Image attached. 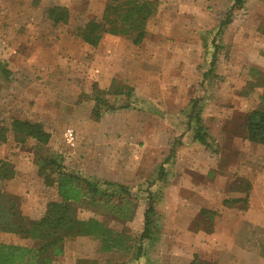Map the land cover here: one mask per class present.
<instances>
[{"label":"rangeland","instance_id":"374dc122","mask_svg":"<svg viewBox=\"0 0 264 264\" xmlns=\"http://www.w3.org/2000/svg\"><path fill=\"white\" fill-rule=\"evenodd\" d=\"M90 1L89 5L83 0H22L29 4L20 6L17 0H0V125L9 123L11 117L27 118L40 121L52 132L50 143L38 150L33 140L21 145L7 133L8 141L1 147L0 156L7 155L6 159L28 176L36 175L38 155L58 156L69 171L128 186L134 193L127 199L130 217H120V213L99 204L86 210L85 216H95L138 238L143 230L149 185L157 181L159 165L182 135L178 158L180 147L186 144L185 135L190 132L186 125L190 101L198 100V109L204 124L207 120L218 152L191 142L184 146L183 153L194 154L197 159L186 166L191 165L196 172L217 167L225 200L244 198L247 191L238 180L251 182L254 176L256 184L257 213L245 226L253 225L246 232L261 242L251 243V251L244 256L237 249L238 256L231 253L223 259L226 264H264V146L245 142L242 130L243 118L261 104L264 95V73L243 60L247 46L244 39L249 41L253 31L264 25V15L255 13V5L248 0L246 7L234 11L232 25L218 36L216 31L233 0H156L158 10L141 44H134L127 36L107 34L102 43L104 51L99 53L72 32L89 18H102L104 0ZM53 5L71 10L68 25L54 27L47 18L46 9ZM216 46L215 75L204 77ZM114 80L132 86L133 96L104 93ZM97 90L102 91V98L119 107L98 120L92 115ZM68 129L75 133L74 144L67 141ZM192 139L191 132L188 141ZM168 169L167 179L151 187L157 199L161 198L160 204L174 188V164ZM195 179L198 177L192 181ZM8 183L0 179V189L5 193L10 189ZM104 189L112 194L114 204L122 200L115 187ZM51 191H45L46 198L51 197ZM24 197L22 205L26 204ZM172 199L173 206L164 207L158 202L161 238L152 247L146 245L149 253L145 264H219L218 259L193 254L189 248L195 233L186 224L200 205L185 203L190 219H184L178 209L179 197ZM233 205L229 207L233 214L244 211L240 210L242 202ZM32 206L43 211L41 203ZM226 211L217 221L218 226L214 224L220 236L234 235L236 229L225 226L229 218ZM67 251L71 259L90 257L98 259L99 264H144L133 260L132 252H102L95 239H74Z\"/></svg>","mask_w":264,"mask_h":264},{"label":"trees","instance_id":"16d2710c","mask_svg":"<svg viewBox=\"0 0 264 264\" xmlns=\"http://www.w3.org/2000/svg\"><path fill=\"white\" fill-rule=\"evenodd\" d=\"M245 2L246 0H233V4L226 12L225 19L221 21L216 35L224 34L232 23L234 11L242 8ZM157 10L156 0H110L101 19L89 18L84 24L74 27L72 32L92 47H97L107 34L127 36L132 38L134 44H141L147 35L149 21ZM46 16L54 27L66 26L70 23L72 12L66 6L53 5L46 9ZM217 49L219 46H216L211 54L209 61L211 65L204 77L215 75L218 59ZM133 91L132 86L114 80L104 93L112 95V97L127 95L128 98H131ZM101 92L100 90L96 92L95 108L92 111V115L97 120L104 113L119 108L110 104L109 100L102 98L103 93ZM261 100L260 105L247 112L242 122V130L244 138L249 142L264 146V95ZM198 105V100L190 101L187 131L192 132L193 139L200 145L212 152H218V144L204 124ZM7 133L12 134L17 143L21 145L33 140L37 150L47 146L52 139V132L43 123L27 118L11 117L9 123L0 125V146L7 143ZM182 137L180 135L177 138L169 154L159 165L157 181L149 185L143 230L138 238L114 229L95 216H85L86 210L91 207L96 208L99 204L109 208L112 212L120 213V217H130L132 214H130L131 204L127 199H131L134 193L128 186L101 181L95 177L69 171L58 156L38 155V174L47 186H56L59 199L48 203L41 218L32 219L22 213L19 198L12 197L0 189V231L19 233L22 236L31 237L37 242L35 247L2 244L0 246V264H54L57 258L64 255L66 240L73 237H89L97 240L104 253L132 252V259L142 262L148 253L146 245L154 244L159 236L158 231H160L157 204L161 198L157 199V194L152 192L151 187L167 179L170 172L168 166L176 163L177 148L182 143ZM15 174L14 165L0 157V179L5 182L14 178ZM238 184L247 191L244 198H229L225 200V204L231 206L242 202L241 210H246L252 185L247 179L238 180ZM106 186L115 187L122 200L114 204L111 200L112 194H107L104 189ZM107 195L108 198H106ZM201 214L206 219L213 221L217 213L203 209ZM79 264H98V261L81 259Z\"/></svg>","mask_w":264,"mask_h":264},{"label":"crops","instance_id":"0c3cea01","mask_svg":"<svg viewBox=\"0 0 264 264\" xmlns=\"http://www.w3.org/2000/svg\"><path fill=\"white\" fill-rule=\"evenodd\" d=\"M247 1L245 2L244 6L246 7ZM20 6L23 4H29L23 3L22 0H17ZM90 0H83V3L90 5ZM98 2V1H97ZM110 2V0H104L103 3L106 5ZM264 0H252L251 5L254 6V11L258 15H264ZM97 4V3H96ZM244 6L242 8H244ZM241 8V9H242ZM105 9V8H104ZM233 23V22H232ZM231 23V25H232ZM264 24V23H263ZM230 25V26H231ZM229 26V27H230ZM228 27V28H229ZM253 35H251V39L248 41L244 39V41H247V46L244 48L246 50L244 57V62L248 65H252L251 67H254L256 69H259L261 72L264 73V25L259 26L255 31H253ZM255 35V36H254ZM106 36V35H105ZM107 36H115V35H107ZM104 39V38H103ZM97 47H93L97 52L99 53L103 52L102 46L104 44L103 40ZM104 47V46H103ZM95 52V53H97ZM253 56V57H250ZM179 114V113H177ZM180 115V114H179ZM245 118V117H244ZM243 118V120H244ZM183 121H185V118H182ZM204 120V119H203ZM205 120V124H206ZM207 126V124H206ZM191 135V132H187L185 135V142L183 146L180 147L179 156L176 159V163L174 164V178L172 180V184L174 186L173 190L166 193V196L164 197L163 203L160 204L161 201H159L160 205H169L173 206L174 202L172 197H179L178 202V209L180 210V216L181 218L186 219L187 217L190 219L188 215H186V212H189L188 207L185 205V203H190L192 201L193 204H199V208H194V210L197 211V214L194 215V218H192L189 223L186 225L189 227H192L193 232L195 235L193 236L192 242L190 244V249L193 252V254H199L204 257L214 258L218 259L219 264H226V260L223 259L224 256L226 259L229 257V255L232 253L234 256H238L236 254V251H240V255L244 256L246 253H249L251 251L250 244L255 242H261V240L258 241V239L254 240L253 235L250 232H246L250 229L249 226L254 227L253 225H247L245 226L246 221L252 220V215L254 216L257 211L254 206V196L257 193L256 191V184L254 176L251 177V185L252 189L250 191L249 196V202H248V209L239 212V216L236 217L237 214H233L230 205H225V198L221 196L222 189L220 185L219 180V172H217V167L212 165L213 171H205L201 170L199 172H196L193 168H191V165H187V163H194L193 161L197 159V156L194 154L185 155L183 153L184 146H188L191 142L193 144L197 145L199 144L194 139L191 141H188V136ZM244 139V138H243ZM187 140V141H186ZM248 141L245 139V142ZM249 142V141H248ZM6 144V143H5ZM3 144V145H5ZM0 146L1 147L3 146ZM1 157V156H0ZM7 157V155H6ZM6 157H1L2 159H6ZM11 158V157H10ZM8 160V159H6ZM9 161V160H8ZM11 162V161H10ZM12 163V162H11ZM210 163H217L215 160H211ZM13 164V163H12ZM184 164L186 167H184ZM14 165V164H13ZM15 167V165H14ZM16 174L15 177L9 180L8 186H9V192L7 191L6 194L12 196V197H18L20 199V209L22 210V213L32 219H39L41 218L46 209L47 205L50 201H55L59 199L58 191L56 186L50 187L47 186V184L44 182V180L39 176L38 170L36 172V175L28 176L26 172H23L21 170H18L17 167H15ZM215 171V173H214ZM90 175V174H89ZM195 176L198 177V179H195V181H192V178H195ZM212 176V177H209ZM192 177V178H191ZM216 177V178H215ZM190 178V181L188 180ZM40 180L42 183H40ZM36 181V183L40 185H33L32 183ZM35 183V182H34ZM43 185V186H42ZM172 186V187H173ZM47 189H51L52 195L50 198H46L45 191ZM29 191V192H27ZM168 191V190H167ZM25 196L26 204L22 205V197ZM176 195V196H175ZM201 195V198L198 200V196ZM24 203V202H23ZM41 203V209L42 212L36 210L33 208L32 205ZM182 206H181V205ZM191 204V205H193ZM237 205V204H235ZM250 205V206H249ZM158 206V204H157ZM234 206V205H233ZM236 207V206H234ZM198 209V210H197ZM209 210L212 212H216L217 214L214 216V220H208L205 216H202L201 212L202 210ZM225 209H227L226 213L229 215V218H226L227 221L225 223V226H228L230 228H236L234 235H219V228L216 227L217 221L223 218L225 215ZM240 209V208H239ZM178 210V211H179ZM241 210V209H240ZM39 212V214H37ZM157 212L159 215V208H157ZM221 214V216H219ZM223 215V216H222ZM230 219H233L231 221ZM185 221V220H184ZM195 221V222H194ZM239 223V225L237 223ZM201 223H203V228H199ZM214 224H216L214 226ZM213 226V227H212ZM218 226V225H217ZM239 226V228L237 227ZM247 227V228H246ZM81 238H88L89 237H73L66 240L65 243V253L63 256L57 258L54 262V264H79L81 259H94L90 257H75L71 259L72 257L68 256V243L71 242L74 239H81ZM161 236H158L155 243H157L160 240ZM154 243V244H155ZM230 243H232L230 245ZM235 243L237 244V248L235 247ZM2 244H16V245H23L27 247H35L37 245V242L35 239L31 237L22 236L19 233H13L9 231H0V246ZM243 244V245H242ZM154 245H151V247ZM149 253V252H148ZM147 253V255H148ZM145 256V258L147 257ZM145 258L143 259V262L145 264ZM98 261V259H95ZM70 262V263H69ZM234 263V262H233ZM99 264V263H98ZM154 264V263H153Z\"/></svg>","mask_w":264,"mask_h":264},{"label":"built area","instance_id":"2783aa9c","mask_svg":"<svg viewBox=\"0 0 264 264\" xmlns=\"http://www.w3.org/2000/svg\"><path fill=\"white\" fill-rule=\"evenodd\" d=\"M66 138L69 144H74L75 142V133L72 129H68L66 132Z\"/></svg>","mask_w":264,"mask_h":264}]
</instances>
